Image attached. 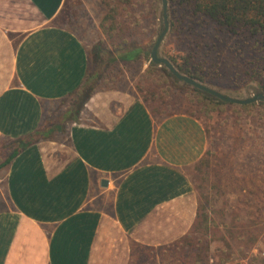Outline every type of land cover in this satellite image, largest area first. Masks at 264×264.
<instances>
[{"label": "crops", "instance_id": "1", "mask_svg": "<svg viewBox=\"0 0 264 264\" xmlns=\"http://www.w3.org/2000/svg\"><path fill=\"white\" fill-rule=\"evenodd\" d=\"M90 7L0 0V164L35 140L0 170V264H129L132 242L170 245L196 218L198 120H156L132 88L99 91L70 117L102 39Z\"/></svg>", "mask_w": 264, "mask_h": 264}, {"label": "trees", "instance_id": "2", "mask_svg": "<svg viewBox=\"0 0 264 264\" xmlns=\"http://www.w3.org/2000/svg\"><path fill=\"white\" fill-rule=\"evenodd\" d=\"M102 2L108 7L101 25L106 38L92 48L90 71L82 85L71 96L69 112L74 121H78L83 108L94 94L99 91L122 89L127 73L133 69L142 71L145 60H148L150 55L145 50L149 44L148 28L143 30L146 35L144 37L142 32L127 20L133 17L132 0H102ZM170 2L173 32L183 30L194 34L195 19L213 23L227 36L245 38L257 44L260 55L258 62L264 64V0H170ZM196 43L198 48L204 46L201 40ZM166 53L180 72L201 82L209 81L213 77L212 73L219 71L220 68L218 62L209 68L207 61L199 56L197 62L194 54L191 53H172L169 50ZM176 81L166 68H155L151 63L135 82L133 91L143 100L156 120L173 115H186L198 120L206 131L208 146L214 145L215 149L210 150L211 147H208L203 158L195 166L198 182L195 178L192 182L198 192V208L189 232L174 243L158 248L132 242L129 264H147L167 257L174 259L178 264H214L211 256L212 243L220 240L231 247V243L236 239L243 242L244 247L240 249L246 250L243 256L246 258L259 240V236H254L249 229L254 226L242 225L239 231H235L233 224L221 228L219 224L214 223L211 218L213 203L203 192L207 180L199 174H203L206 168H212L216 160L222 164L229 154L222 153L215 138L211 136L210 121L213 119V114L228 115L232 125L236 127L246 116L264 121V102L260 105L226 103L196 89L189 87L177 89ZM260 81L264 92V78H260ZM177 92L183 93L185 97L180 98ZM238 140L232 148H237ZM33 142L35 140L31 139L19 141L12 146L6 162L0 164V170ZM213 157L215 160H212Z\"/></svg>", "mask_w": 264, "mask_h": 264}, {"label": "rangeland", "instance_id": "3", "mask_svg": "<svg viewBox=\"0 0 264 264\" xmlns=\"http://www.w3.org/2000/svg\"><path fill=\"white\" fill-rule=\"evenodd\" d=\"M90 2L89 10L92 25L95 22L100 25L101 40H103L106 37L101 25L108 12V7L104 5L102 0H90ZM131 15L133 17L127 20L134 27L136 26V29L141 31L144 37L146 35L143 30L147 28L149 30V44L145 50L150 55L148 60H145L142 71L133 69L127 73L122 89H134L135 82L152 63V47L162 31L163 25L161 0H132ZM83 20L87 22V16ZM194 23H196L193 25L194 34L183 30L173 32L172 10L169 0L170 28L163 42L160 55L170 59L166 53L168 50L172 53H191L194 54L197 62L200 57L202 60L205 59L209 68L215 62L220 63L219 71L213 72V77L209 81L200 82L226 96L245 100L258 94H264L260 81V78H264V64L258 62L259 46L245 38L225 35L213 23L202 22L200 19H195ZM77 29L81 34L83 30ZM83 34H86V31ZM92 36L96 41L95 35ZM199 40L204 45L200 48L196 43L197 41L199 43ZM175 84L177 89L189 87L179 81H176ZM177 93L180 98L185 97L183 93ZM255 104L260 105V103ZM210 125L211 136L215 138L221 152L229 153L227 160L223 161L222 164L216 160L212 168H206L203 174H199L207 180V186L203 192L208 195L213 203L211 218L221 228L233 224L235 231H239L242 225L254 226L249 229L254 236H259L258 242L246 258L243 257L246 250L240 249V247H244L242 241L236 239L231 243V247L224 241H214L211 245L213 262L214 264H264V121L246 116L236 127L232 125V120L229 119L228 115L221 116L214 113ZM206 138L208 142L207 134ZM237 140V148L234 149L235 147L232 148V146ZM210 147V150L215 149L214 145ZM212 160L215 158L213 157ZM189 176L198 182L195 167L189 170ZM194 192L198 197L195 188ZM163 259L147 264H178L172 258Z\"/></svg>", "mask_w": 264, "mask_h": 264}, {"label": "water", "instance_id": "4", "mask_svg": "<svg viewBox=\"0 0 264 264\" xmlns=\"http://www.w3.org/2000/svg\"><path fill=\"white\" fill-rule=\"evenodd\" d=\"M161 6H162V19H163L162 31L160 32V35L158 36L156 43L152 47V51H151V62L154 65L166 68L169 71V73L173 76V78H175V80L179 82H183L185 85L192 87L206 95L213 96L214 98H217L223 102L232 103L236 105H248L253 103L264 102V94H258L253 98H248L245 100L226 96L220 93L219 91L204 85L200 81L195 80L186 74H183L178 70V68L172 63L170 59L162 57L160 55V51L170 28L169 0H161ZM105 185H107V182H105Z\"/></svg>", "mask_w": 264, "mask_h": 264}]
</instances>
